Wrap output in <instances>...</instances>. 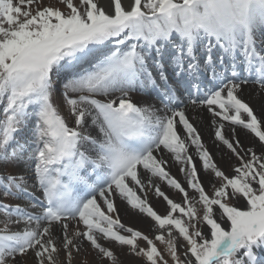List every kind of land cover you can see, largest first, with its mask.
Wrapping results in <instances>:
<instances>
[{
    "label": "snow or ice",
    "instance_id": "1",
    "mask_svg": "<svg viewBox=\"0 0 264 264\" xmlns=\"http://www.w3.org/2000/svg\"><path fill=\"white\" fill-rule=\"evenodd\" d=\"M59 3L0 0V197L41 193L25 207L0 200V264H28L29 254L33 264H73L81 252L79 264H124L116 246L145 264H264V118L239 97L249 83L264 90V0H109L111 14L98 0ZM61 73L72 127L54 102ZM138 91L158 104L138 105ZM189 106H207L222 158L237 161L232 175ZM238 129L256 145L245 147ZM20 165L31 168V185L8 170ZM117 198L151 220L152 237L121 222ZM240 200L246 210L232 203Z\"/></svg>",
    "mask_w": 264,
    "mask_h": 264
},
{
    "label": "bare ground",
    "instance_id": "2",
    "mask_svg": "<svg viewBox=\"0 0 264 264\" xmlns=\"http://www.w3.org/2000/svg\"><path fill=\"white\" fill-rule=\"evenodd\" d=\"M98 4L100 7H103L104 10H107L106 12L109 11V9H110L109 0H106V3L104 5L100 4V2H98ZM259 39H260V37L258 34L257 35V41L258 42H259ZM239 94L242 96V99L244 100V102L248 103L249 106L253 109L254 114H256L258 118H264V90H260L257 87V85H255V84H246V85L242 86V90L239 92ZM131 95H132L133 101L140 106H144L146 104H154V103L158 104V101L154 100L153 98H147V96H143L142 91L133 92ZM202 109H203V107H197V108L193 109L191 106H189L185 109L186 116L189 118L190 122L193 123L194 126L197 128V130L199 131V133L202 137L203 143L205 144V146L209 150V152L212 154V156L215 158V157H218V155H219L218 149L222 148V146L218 149L215 148L217 146V144L214 143V129L211 126L212 116L208 111L203 112L204 110H202ZM64 117L66 118V121L71 120L67 116H64ZM68 125H71V124H68ZM237 131H238L239 139H243V137H244L243 136V130L238 129ZM224 132H225L226 137L230 136L227 123H226V127L224 129ZM92 134L96 135V131L92 130ZM256 143H257L256 138L251 135V146L256 145ZM189 152L194 153V148H190ZM165 158L169 159L168 170L170 171L171 175L174 176L178 181H180L186 187L185 177L179 171L180 165L173 163L167 155H165ZM197 166L199 168V161L198 160H197ZM9 168H11V169L15 168V170H17L19 168V170L16 172H23V174L25 176L27 175L26 172H29L31 175V168L26 167L24 165H20V166H18V168H16V167H9ZM9 171H11V170H9ZM203 176H204V172L201 171L200 172V178H203ZM26 177L30 178V176H26ZM28 183H29V185H31L33 183V181L28 180ZM162 187L166 193L170 192V193H172V195H176V196L179 195L181 197V194H179L176 190L168 188L167 186H164V185H162ZM28 191L31 194V196L29 198H36L37 199V198L41 197V193L38 189L32 188L30 186ZM0 198H1V200L4 201L5 204L14 205V203H13L14 201L12 200L11 197H9L7 199H4L2 197H0ZM148 200H149V203L152 206H154L156 197L151 192H149ZM20 204L25 205L26 201H20ZM115 204H116V207L118 209L119 217L121 220V215L124 213V211L126 209V204L123 201H121L119 198H117L115 200ZM3 218L4 217H2V220L0 218V220L3 221ZM13 219H14V217H13ZM126 223L130 224L129 220ZM1 225H2V223H1ZM12 226H13L12 227L13 231L17 230L16 225H12ZM55 232H56V228H55ZM262 254H264V253H262ZM27 261H28V264H33L32 258L27 259Z\"/></svg>",
    "mask_w": 264,
    "mask_h": 264
},
{
    "label": "rangeland",
    "instance_id": "3",
    "mask_svg": "<svg viewBox=\"0 0 264 264\" xmlns=\"http://www.w3.org/2000/svg\"><path fill=\"white\" fill-rule=\"evenodd\" d=\"M75 2L78 3V0H75ZM98 2H100V4L104 5L106 3V0H98ZM124 6L127 7L129 4V0H123ZM45 4L48 6H55V7H60L61 9L64 8V5L59 3V0H45ZM107 11V10H105ZM112 9L110 8L109 11L107 13L111 14ZM66 74L65 73H61L58 77H54V80L57 82V87H58V91L54 94V102L59 105V111L60 114L62 116H67L68 117V111L67 108L65 106H63L62 102H61V96H60V92L62 91V88L60 87L62 82L65 79ZM149 96V95H148ZM239 97L241 98L242 96L239 94ZM204 110V109H203ZM205 112V110L203 111ZM70 127L74 126L72 120L67 121ZM89 126L86 125V129L88 131H92L93 129H91ZM243 139H240L241 143L245 146V147H249L251 146V134L246 135L245 134V130H243ZM253 136V135H252ZM257 140V138H256ZM216 149L220 148V147H215ZM257 153H259V149H256ZM216 151V150H215ZM218 157H213V159L215 160V162L217 163V165L226 172V174L228 175H232V171H231V166L234 165L235 163H237V161L235 160V158L229 159L228 155H223L222 158V154L226 153V149L222 146V148L218 149ZM18 168V166L16 167ZM9 170H11L12 172H16L19 170V168L17 170L8 168ZM27 175L26 176H30L29 172H26ZM211 178L210 175H206L204 173L203 178H201V181L204 184L205 190L206 191H211V189L209 188V179ZM29 180H31L29 178ZM187 187V185H186ZM170 191V190H169ZM175 202L177 203H183V198L182 196L179 197L176 195H172V193H167ZM189 195L190 196H195L196 194L194 192H192L189 189ZM23 199L22 197L20 199H14L12 198V200L14 201L13 203L19 204L20 200ZM27 200V199H25ZM235 204V206L240 207L242 210H246V202L243 200L240 201H234L232 202ZM154 209L159 213V214H165L167 211V207H166V203L163 201V199H157L155 200L154 203ZM197 207L199 208L200 206L197 205ZM202 214V211H201ZM3 215L0 214V218L2 220ZM4 219V218H3ZM0 220V222H2ZM121 222L128 226V227H132L134 229L140 230L142 232H144L145 234H148L150 237H152L155 233L153 231H149V226L152 224L151 220L149 218H145L142 215H138L133 211H124V213L121 215ZM129 220L130 224H127L126 222ZM0 227H2L1 223H0ZM12 225H9V228L12 230ZM60 229L59 226L56 227V232L59 233ZM203 231L205 234H209V229L207 227H203ZM175 235L178 236V234H176L174 232ZM178 242L181 244H184L185 242L182 241V238L178 237ZM141 246H144L143 242H141ZM157 247L159 249H161V251H163L164 246L161 245L159 242H157ZM85 248H87V244H85ZM117 254L119 255L120 260H122L124 262V264H145V260L143 258H136V257H132V256H126L123 254V251L116 246L115 248ZM183 251V248H181V252ZM84 255L83 252H81V254L76 255L75 259L73 261V264H79L82 256ZM32 258L31 254H29V256L26 259ZM60 259L63 260L64 259V253L61 251L60 252ZM88 259L90 260L91 257H88ZM166 259H169L168 257H166ZM169 264H172L171 260L169 259Z\"/></svg>",
    "mask_w": 264,
    "mask_h": 264
}]
</instances>
